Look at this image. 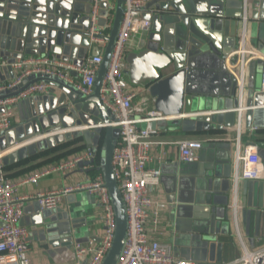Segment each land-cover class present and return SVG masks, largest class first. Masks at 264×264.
I'll use <instances>...</instances> for the list:
<instances>
[{"label":"water","instance_id":"water-1","mask_svg":"<svg viewBox=\"0 0 264 264\" xmlns=\"http://www.w3.org/2000/svg\"><path fill=\"white\" fill-rule=\"evenodd\" d=\"M111 2L0 0V72L6 79L15 76L10 65L27 57L54 56L81 67L92 43L88 29L95 4L99 8L98 27L104 29L109 25L92 95L83 97L69 86L41 75L25 78L18 87L0 93V97L17 96L38 82L51 87L47 95L29 97L14 105L20 112L19 119L2 136L1 149L15 143L34 142L9 154L3 159L4 166L78 139H83L88 148L96 149L104 134L102 169L116 229L113 246L103 264H116L127 228L111 166L119 129L111 126L112 114L100 101V88L123 16V0H114L113 9ZM145 11L144 17L151 27L140 37V51L127 56L124 75L131 83L147 89L154 99L155 111L174 117L169 123L185 133L227 132L238 124V110L243 111L245 130L252 127L254 117L264 119V94L254 84L253 71L250 70L248 84L238 91L225 64V58L238 47L236 33L243 17L246 18L244 29L252 24L257 41L255 49L264 57V0H151ZM152 127L156 128L157 122ZM259 156L264 167L261 148ZM229 167L228 158L219 159L216 165L198 171L192 182V202L197 201L206 215L201 217L206 228L199 231L197 247L190 252L198 264H215L216 236L226 232L229 214L235 211L238 188L230 185ZM252 182L243 181L242 188L241 216L247 226L253 212L258 223L264 210V179ZM169 200L172 202V196ZM35 206L31 223L42 241L68 235L74 229L75 222L68 215H57L56 209L41 210L36 202Z\"/></svg>","mask_w":264,"mask_h":264},{"label":"built area","instance_id":"built-area-1","mask_svg":"<svg viewBox=\"0 0 264 264\" xmlns=\"http://www.w3.org/2000/svg\"><path fill=\"white\" fill-rule=\"evenodd\" d=\"M151 0H123V16L115 39L107 72L100 88V101L112 114L111 126L119 129V139L112 153V172L116 181L118 194L123 203L127 228L125 242L116 264H196L191 259L175 257L170 245L162 243L160 236L161 209L151 194V187L159 185L160 170L147 169L152 161L150 149L155 143L153 137L158 135L154 122H171L174 117L150 110L141 120L136 119L133 101L135 94L128 89L124 70L126 67L125 50L132 38L150 30L151 23L145 15V6ZM114 6H111L113 9ZM88 34L92 44H107V34L98 27L99 8L95 4L90 13ZM111 17H108L110 21ZM246 18L242 20V33L238 36V47L225 58L228 72L235 80L238 91L247 84L248 67L252 62L262 61L264 57L253 48L244 29ZM102 55L88 58L81 67L72 62L56 59L54 56L28 57L23 61L12 63L15 76L9 82L0 83V93L12 90L20 85L23 79L33 75L59 81L83 97L92 95ZM72 73L80 75L79 80L72 79ZM259 92L264 94V66L261 70ZM50 86L46 82L29 85L17 96L0 97V140L12 128L13 107L19 101L35 96L47 95ZM241 112V113H240ZM243 111L238 110L237 129ZM144 123L142 129L138 128ZM250 130V129H249ZM251 128V131H256ZM34 141L15 143L8 149L0 146V264H31L28 258L29 231L20 226L25 203L35 201L41 210H55L63 196L76 190H85L93 195L102 210V236L97 246L76 244L75 264H103L109 254L115 237V213L104 176L97 175L92 181L76 188H65L38 193L32 198L18 197L16 191L26 184H37L42 177L60 173L62 175L74 170L78 165L93 164L97 148L78 154L55 165L35 172L32 176L21 180H11L5 171L3 159L12 152L27 146ZM179 158L184 164L198 161L197 152L202 149L198 140H182L177 142ZM234 173L231 181L234 186L238 182L256 181L264 177V167L260 159L258 147L247 145L240 147L233 155ZM241 241V240H240ZM243 254L223 264H264V245L254 251H248L241 241Z\"/></svg>","mask_w":264,"mask_h":264},{"label":"crops","instance_id":"crops-1","mask_svg":"<svg viewBox=\"0 0 264 264\" xmlns=\"http://www.w3.org/2000/svg\"><path fill=\"white\" fill-rule=\"evenodd\" d=\"M114 4L115 2L112 0L110 6H114ZM242 26L241 23L238 24L237 36L242 33ZM107 29L109 30V25L103 29L104 33ZM245 30L250 45L253 48H257V41L252 24H248ZM141 36L142 34L133 37L132 41L127 45L125 62L129 54L140 51L138 43ZM105 48L106 44L91 43L85 61L97 55H102L103 58ZM263 66L264 63L262 61L252 62L249 65L247 84L250 70H252L255 76L254 84L256 86L257 80L261 79L260 76ZM71 77L73 80L80 79L78 73H72ZM6 78L5 74L0 72V83L12 80L11 78ZM125 79L128 83L129 91L135 94L133 101L135 117L141 120L148 111L155 110L154 99L149 96L147 89L142 88V85H139V83H131L126 75ZM56 93L58 95L61 94L58 90ZM12 109V125H14L18 122L20 112L17 108L13 107ZM236 126L227 132L185 133L180 127H175L170 123L157 122L158 135L153 137L152 141L155 143L150 149L152 161L146 167L147 169H157L161 172L159 185L151 187L150 189L153 198L158 202L161 209L160 230L162 236H160V241L170 245L175 257L179 259H191L194 263L198 264V262L194 261V257L190 252L193 251L192 248L197 247L198 241L196 238L199 231H203L206 228L204 226L205 223L201 221V217L206 216L204 211L198 207L197 201L192 202V182L196 179L198 171L202 172L207 167L216 165L219 159L228 158L230 175L232 176L234 173L233 155L237 150L238 142L242 148L247 145H256L258 152L259 148L264 150L263 117H254L251 128H256V131H251V128L250 130L244 129V118L241 119V129L239 132ZM143 127L144 123L140 122L138 128L142 129ZM182 140H198L202 142V149L197 152L198 161L196 163L187 165L180 161L177 142ZM8 148L10 147L6 146L5 149ZM91 149L93 148H88L83 139L80 141L73 140L72 143L65 144L54 155L24 164H20L19 162L13 165H7L10 168L7 169L6 173L11 180H21L32 176L39 170H43L68 158L90 151ZM57 156L60 159L52 161ZM95 166V163L90 164L86 162V164L78 165L74 170L65 175L55 173L42 177L35 185L26 184L20 186L15 195L23 198H32L41 192L76 188L92 181L97 175L104 176L102 154L96 170L93 171ZM185 171H188L189 174H184ZM231 176L230 185L234 189ZM263 179L264 177L260 180ZM260 180L253 181L252 183H258ZM236 186L238 188V198L235 211L233 213L231 211L229 214L228 233H220L215 239L218 246L216 255L217 257L220 254L223 256V260L225 259L226 261L223 263L233 261L243 254L241 241L248 251H254L263 245L261 244V239L264 238V210H261L260 221L258 223L255 212H253L247 226V223L241 216L243 182H239ZM171 196L173 198L172 202L169 200ZM36 207L35 201L26 202L22 216V227L28 229L30 234L27 256L31 264H75L74 246L76 244L79 243L84 246H97L99 244L103 230L101 219L102 210L96 198L87 191L76 190L63 196L58 208H56L59 211L57 215H68L70 221L75 222L74 229H71L68 235H56L42 241L37 235V232L34 231L35 228L31 223L33 218H35ZM207 264L209 263L207 262ZM215 264H220L217 262V258Z\"/></svg>","mask_w":264,"mask_h":264},{"label":"trees","instance_id":"trees-1","mask_svg":"<svg viewBox=\"0 0 264 264\" xmlns=\"http://www.w3.org/2000/svg\"><path fill=\"white\" fill-rule=\"evenodd\" d=\"M108 31H109L108 29L105 30V33L108 34ZM103 139H104V134L101 136L100 143H99V145H98V147H97L96 159L94 160V163H95L96 166H98V164H99V160L101 159V154H102V152H103ZM80 140H81V139H78V140H76V141H80ZM70 143H72V142H70ZM64 145H65V144H64ZM64 145L58 146V147H56V148H54V149H47V150H44V151H42V152H38V153H37L36 155H34L33 157H30V158H28V159H26V160L20 162V164L28 163V162H30V161H35V160H38V159L43 158V157H47V156H50V155H54V154H56L57 152H59L60 149L64 147ZM59 159H60V157L57 156V157L53 158L52 161H57V160H59ZM52 161H51V162H52ZM96 166H95V168L93 169V171L96 170V168H97ZM4 168H5V171H7V169H9L10 167H9V166H4Z\"/></svg>","mask_w":264,"mask_h":264},{"label":"rangeland","instance_id":"rangeland-1","mask_svg":"<svg viewBox=\"0 0 264 264\" xmlns=\"http://www.w3.org/2000/svg\"><path fill=\"white\" fill-rule=\"evenodd\" d=\"M259 86H260V79H258L257 82H256V88L258 89ZM228 226H229V225H227L226 233H228ZM231 238H232V237H231ZM231 238H230V239H231ZM261 240H262L261 244L264 245V238L261 239ZM217 262L221 264V263L226 262V261H225V259L223 260V256L220 254V255L217 257Z\"/></svg>","mask_w":264,"mask_h":264}]
</instances>
